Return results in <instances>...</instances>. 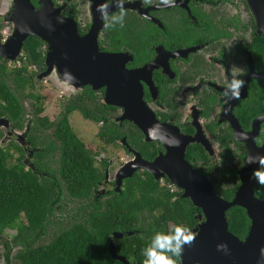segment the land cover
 I'll return each mask as SVG.
<instances>
[{
  "label": "flooded vegetation",
  "instance_id": "flooded-vegetation-1",
  "mask_svg": "<svg viewBox=\"0 0 264 264\" xmlns=\"http://www.w3.org/2000/svg\"><path fill=\"white\" fill-rule=\"evenodd\" d=\"M104 2L0 0L2 43L13 35L19 7L29 4L35 12L46 9L44 13L52 15L57 23L61 20L74 23L79 42L77 39L75 42L66 40L59 51L123 55L125 81L133 75L142 90L144 109L139 113L148 120L155 119L156 125L160 126L156 129L157 137H166L164 141H149L143 129L125 119L129 115L127 109L107 103V87L95 89L91 84H79L68 90L58 87L51 76L60 83L65 81L58 63L49 60L50 51H53L49 42L29 37L39 43L38 63H31L25 44L16 60L0 57L1 65L7 68L4 79L14 92L17 88L9 76H24L29 82L25 96L17 93L24 109L19 121H12L0 113V119L9 122L8 125L0 123V144L9 143L6 147L15 144L23 150L22 161L26 169L53 192L55 199L51 210L53 223L44 234H34L40 245L48 244L41 243L44 238L52 240L66 231L96 229V224L87 225L86 220L89 217L97 220L106 204L128 194L130 181L136 179H153L158 188L169 193L173 203L179 199L189 201V213L195 221L191 230H194L206 221L203 210L194 206L190 198H184L185 191L168 175L169 172L177 177L173 168L179 166L178 153H184L186 165L210 182L216 197L230 203L243 188L245 175L253 181L252 174L259 167L248 163L249 156L264 155V42L248 0H175L174 7H163L160 0H151L150 5H144L142 0H125L124 27L117 25L114 29H105L96 11ZM116 12L118 9L112 6L110 13ZM50 63H53L52 71L44 76ZM93 68L98 67L92 65L79 77L84 81L92 76ZM233 77L245 81L239 99L224 95ZM41 83L53 85L60 93L59 99L40 94ZM79 117L84 120L80 131L86 140L83 125L86 122L93 125L86 127L95 134L87 142L72 128L71 122H80ZM63 119L68 120L72 132L85 144L88 163L97 175L88 196H73L69 178L64 174V165L71 162L62 159L60 149L64 143L57 136ZM245 136L247 140L243 138ZM172 138L180 141V147L169 146L167 141ZM169 151L173 152V159L167 162L165 158ZM16 157L19 160V155ZM142 160L159 162L156 168L159 178L140 168L133 177L121 179L127 164ZM130 167L135 166L131 164ZM253 190V194L249 191L243 194V203H250L254 196L264 204V186L256 181ZM236 208L241 215L238 221H245L246 227L239 235L231 232L245 241L252 221L245 207L236 206L226 213L228 223ZM123 213L127 222L128 210ZM138 213V227L144 228V218L149 212ZM113 233L109 242L116 244ZM10 245L11 250L18 249L13 242Z\"/></svg>",
  "mask_w": 264,
  "mask_h": 264
},
{
  "label": "trees",
  "instance_id": "trees-1",
  "mask_svg": "<svg viewBox=\"0 0 264 264\" xmlns=\"http://www.w3.org/2000/svg\"><path fill=\"white\" fill-rule=\"evenodd\" d=\"M262 39L264 42V37ZM38 47L35 38H28L25 42V52L31 57V63L40 61ZM6 75L7 68L0 63V113L12 121H19L24 109L17 93L25 96L29 82L24 76H9L17 88L14 92L4 79ZM57 136L64 143L63 149H60L62 159L71 162L64 165L71 193L73 196H88L97 175L88 163L90 159L85 144L72 132L67 119L59 123ZM12 145L5 147L0 144V260L1 242L7 229L17 231L13 246L19 248L15 257L20 264H124L114 260L110 253L109 237L115 231L134 232V235L118 240L116 249L130 264H143L145 257L142 252L157 232L167 234L182 223L193 228L195 221L189 213V201L179 199L173 203L169 193L158 188L153 179H136L130 181L128 194L106 204V209L97 216V220L91 217L86 220L87 225L96 224V229L66 231L56 235L46 245L37 244L34 234H44L48 225L53 223L51 210L55 199L53 192L41 185L26 169L22 161L24 151L15 144L13 149ZM15 154L20 157L17 162L14 161ZM125 198H128V203H125ZM125 209L128 210L127 222L123 213ZM143 210H147L149 215L144 218V228H139L138 211ZM232 213L234 216L229 220V229L239 235L244 232L246 223L238 221L241 215L237 208ZM5 245L8 260L11 245ZM176 259L180 264V257Z\"/></svg>",
  "mask_w": 264,
  "mask_h": 264
},
{
  "label": "water",
  "instance_id": "water-1",
  "mask_svg": "<svg viewBox=\"0 0 264 264\" xmlns=\"http://www.w3.org/2000/svg\"><path fill=\"white\" fill-rule=\"evenodd\" d=\"M248 1L257 21L258 33L264 37V0ZM29 7V4L19 7L15 18L13 35L5 43L0 41V57L10 61L16 60L30 36L38 37L51 43L53 51H50L51 58L49 60L58 63L63 80L65 81V70L76 78L75 84L69 85L65 82L60 83L59 79L51 76L52 81L58 87L66 90L79 84H91L95 89L107 87V103L127 109L129 115L125 119L143 129L149 141H153L148 134L149 129L143 123L153 127L156 125V121L155 119L151 121L152 118L148 120L147 117L142 116L141 112L139 113L140 109H144L142 90L137 86L138 82L134 81L133 75L129 78V81H125L124 56L121 54H102L99 51H59V47L63 46L64 41L71 40L75 42V39H77L74 23L65 20L57 23L52 19V15L44 13L46 9L35 12L32 7H30L32 10ZM47 17L50 19L46 20ZM54 24L56 25L53 27L52 25ZM93 33L96 37L97 31ZM77 41L79 42L78 39ZM52 64L50 63V68L44 76H48L51 73ZM82 64L86 67L82 66ZM92 65H97L98 68H93V75L83 81L79 77L80 74H84L86 69H90ZM0 123L9 124L4 119H0ZM172 155L173 152L169 151L165 160L170 162L173 159ZM176 160L179 162V166L173 168V170L177 172V177L174 178L169 172L168 175L175 181L176 185L185 191L184 198H190L194 206L203 210L206 218L202 225L192 230L194 233H199V235L192 247L185 246L184 252L180 256L181 264H259L260 249L264 248V204L260 203L254 196L250 198V203H243L245 197L243 194L248 191L253 194L256 180L253 179L251 181L249 180L250 176L245 175L244 186L239 194L231 203L225 202L214 195L210 182L198 174L191 166H187L184 153L181 155L178 153ZM136 163H138V166L135 165ZM131 164L135 167H130ZM158 165L159 162L147 163L143 162V160L142 162H131L123 168L121 179L133 177L134 173L140 168L156 175ZM183 169H185L187 174ZM156 178L159 177L156 175ZM247 187L249 188L248 190ZM246 200L248 202V199ZM236 206L245 207L252 221L250 232L245 241H241L229 229L226 213L228 209ZM126 235L132 236L134 232L113 233L116 241L123 239ZM219 244H227L231 254L226 255L218 251L217 245ZM110 253L114 260L130 264V261L125 256L117 252L114 242L110 243Z\"/></svg>",
  "mask_w": 264,
  "mask_h": 264
},
{
  "label": "clouds",
  "instance_id": "clouds-1",
  "mask_svg": "<svg viewBox=\"0 0 264 264\" xmlns=\"http://www.w3.org/2000/svg\"><path fill=\"white\" fill-rule=\"evenodd\" d=\"M124 2L125 0H105L104 3L97 6L96 11L100 14V19L105 29H114L117 25L121 28L124 27L125 17L127 15ZM142 3L144 5H150L151 0H142ZM160 5L163 7H174L175 0H160ZM112 6H115L118 12L110 13ZM64 78L65 83L69 85H74L76 82V78L67 70H65ZM244 85V80L233 77L227 85L224 95L228 96L229 99H239ZM229 91L231 95H229ZM159 127V125H154L148 130V134L153 140L160 139L164 141L166 137H157L156 129ZM243 138L245 140L248 139L246 136ZM167 142L170 147H180V141L178 139L172 138V140H168ZM255 142L259 143V140ZM248 163L259 165V167L254 170L252 178L255 179L259 185L264 186V155H250ZM198 235L199 233H194L191 228L184 225H176L167 234L157 232L153 236L151 243L142 252V255L145 257L143 264H177L176 258H179L183 254L185 246L192 247L194 245ZM217 250L226 255L231 254L227 244L217 245ZM259 264H264V248L260 249Z\"/></svg>",
  "mask_w": 264,
  "mask_h": 264
},
{
  "label": "rangeland",
  "instance_id": "rangeland-1",
  "mask_svg": "<svg viewBox=\"0 0 264 264\" xmlns=\"http://www.w3.org/2000/svg\"><path fill=\"white\" fill-rule=\"evenodd\" d=\"M38 91L40 92V94H42V95H46V96H50L51 98H53L54 100H56V99H59V92L57 91V89L53 86V85H51V84H47V83H41V85H40V87H39V89H38ZM34 98H35V96H34ZM36 100V99H35ZM75 117H77V116H75ZM79 119H81L80 117H79ZM83 122V124H84V120H82L81 119V121L79 122L78 120H74V121H72L71 122V124H72V128H73V130H74V132L78 135V137L80 138V139H82V140H85L86 142L88 141V140H90L92 137H93V135H95L94 134V132L92 131V130H90V129H88V128H86V127H92L93 125L91 124V123H89V122H86L85 123V125H83V128L85 129V135L87 136V140L85 139V137H84V135L81 133V131H80V124ZM95 130V129H94ZM9 143H6L5 144V147H6V145H8ZM11 145V144H10ZM13 146V149H15V145L13 144L12 145ZM16 155H18V154H15V158H14V161H16L17 162V157H16ZM23 221H25V218L23 217ZM16 233H17V231L15 230V229H7L6 231H5V233H4V237H3V241L1 242L2 244H1V253H2V257H1V260H0V264H20L18 261H17V259H16V257H15V255H16V253H17V251L19 250V248L18 249H15V248H13L12 250H10V252H8V254H9V259L7 260V258L5 257V253L6 252H4V249H5V244H7V243H9V244H11L12 242H13V239H14V236L16 235ZM50 238H49V240H48V238H44L43 240H42V244H46V243H49L50 242Z\"/></svg>",
  "mask_w": 264,
  "mask_h": 264
}]
</instances>
